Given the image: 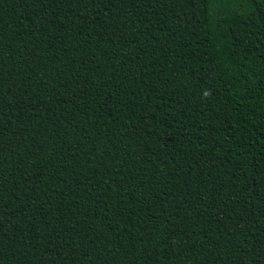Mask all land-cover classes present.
Wrapping results in <instances>:
<instances>
[{"label":"trees","instance_id":"1","mask_svg":"<svg viewBox=\"0 0 264 264\" xmlns=\"http://www.w3.org/2000/svg\"><path fill=\"white\" fill-rule=\"evenodd\" d=\"M0 264H264V0H0Z\"/></svg>","mask_w":264,"mask_h":264}]
</instances>
